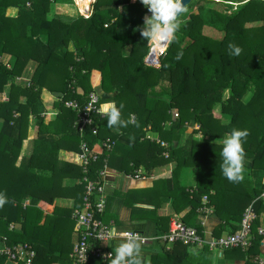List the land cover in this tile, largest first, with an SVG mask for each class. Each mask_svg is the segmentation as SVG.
Returning a JSON list of instances; mask_svg holds the SVG:
<instances>
[{"label":"trees","instance_id":"trees-1","mask_svg":"<svg viewBox=\"0 0 264 264\" xmlns=\"http://www.w3.org/2000/svg\"><path fill=\"white\" fill-rule=\"evenodd\" d=\"M150 15L140 0H95L88 18L80 15L72 0H0V93L8 87L7 100L0 103V193L9 201L0 207V236L9 247L32 242L33 264L67 260L70 264L75 242L73 211L55 208L45 215L40 202H48L44 199L47 190L64 187V179L96 181L104 159L123 174L176 163L171 173L154 178L151 188L123 196L131 221L151 220L163 233L170 222L156 216L163 197L172 199L175 214L190 208L181 222L201 235L197 210L203 204L212 208L221 221L216 237L224 226L229 227L228 234L237 231L245 209L252 205L255 237L244 254L247 264H254L263 240L257 231H264V202L256 200L264 179V1L251 0L233 11L224 3L193 0L179 19L180 28L167 44L159 68L144 64L150 41L141 31ZM210 30L220 37L209 35ZM229 44L239 47L240 54L233 55ZM4 54L11 56L10 68L1 61ZM30 61L37 67L29 81H22ZM71 80L76 81L77 93L69 89ZM99 87L113 94L101 103L124 105L121 118L127 126L109 128L107 117L95 116L97 132L85 128L81 137L73 127L77 114L64 104L74 100L83 106ZM47 100L53 102L56 117L45 123ZM31 117L36 120L38 137L27 156ZM188 125L192 132L187 147L168 148L164 157L165 149L157 141L181 140ZM233 129L248 132L238 182L229 181L221 170L222 142ZM107 138L115 141L111 151L98 146ZM82 140L96 156L86 176L81 167L58 160L59 150L79 152ZM185 168L196 170L192 191L178 181ZM71 187L73 208L83 212L85 183ZM28 197L37 198V203L23 207ZM134 204L154 208L140 209ZM12 223L20 224L19 232L8 231ZM133 228L143 232L145 227ZM149 251L150 247H142L143 253ZM149 259V264H158L160 257L150 254ZM4 261L0 258V264ZM88 264L106 263L92 257Z\"/></svg>","mask_w":264,"mask_h":264},{"label":"built area","instance_id":"built-area-1","mask_svg":"<svg viewBox=\"0 0 264 264\" xmlns=\"http://www.w3.org/2000/svg\"><path fill=\"white\" fill-rule=\"evenodd\" d=\"M209 1L230 5L234 11L238 5L245 4L251 0ZM94 2L95 0H91L90 4L93 5ZM79 13L84 18H88L91 14L90 12L87 16L80 10ZM167 44L168 43H165L162 47L155 49L154 57L156 63L148 64L146 59L149 55H147L144 64L149 67L159 68V60L165 56ZM151 47L152 45L149 44L148 54H150ZM69 89L72 93L78 92L75 80H71ZM101 100L103 99L96 89L89 94L88 100L83 106H80V104L74 100L65 102V107L71 109L77 114V119L73 127L81 137L85 128L90 127L93 133L97 132L98 127L93 124V117L98 116L100 119L107 117L105 108L103 107L104 104L101 103ZM175 117H177V115H175ZM157 143L165 149L163 156L168 157V143L162 141H157ZM99 145L100 148L105 151H111L115 145V141L107 138L100 140ZM76 156L80 160V167L83 175L86 176L88 173V166L91 162L96 160V156L90 151L89 146L84 140L81 141L79 152ZM140 174L141 171L137 170L134 177L138 178ZM112 178L113 174L108 165L107 159H104L103 167L98 171L96 181H90L84 177L85 190L82 200V208L84 211L81 212L80 210H77L73 213V219L75 221L73 231L77 234V240L74 243L70 254V264H88L89 259L92 257L98 258L106 264H110V253L113 251V256L115 255V248L118 245L116 240L113 239L110 234L113 227L111 224L102 220V216L106 210L107 191L113 187ZM202 200L203 203H206V197H203ZM256 200L264 202V185L262 186L260 195ZM197 212L198 214H211L213 213V210L203 204ZM254 219L255 214L252 205H250L243 213L239 229L234 233L225 234L218 238L208 239L203 234L201 235L196 228L187 226L178 220H171L167 233L158 234L152 238H148L143 233L135 230L116 231V239H127L128 235L134 234L138 242H141L142 247L149 244L160 243L164 245L167 250L175 244H181L187 248L193 249H203L206 247L210 251L240 249L243 252H247L251 248L255 237L252 231ZM257 235L262 236L264 239L263 230L259 229ZM35 256L36 253L30 243H20L12 247L0 249V258H4L5 262L8 264H33ZM254 261L257 264H263V262L258 259H255Z\"/></svg>","mask_w":264,"mask_h":264},{"label":"crops","instance_id":"crops-1","mask_svg":"<svg viewBox=\"0 0 264 264\" xmlns=\"http://www.w3.org/2000/svg\"><path fill=\"white\" fill-rule=\"evenodd\" d=\"M50 17L51 15H49V18ZM1 61L8 68L11 67L12 59L10 55L4 54L1 57ZM36 67H37V63H35L34 61H30L27 64L26 68L24 69L20 80L29 81ZM98 92L101 94V97L104 100H108L111 97H113V94H105L102 91L101 93L100 89ZM54 96L61 97V94L55 93ZM7 97H8V87L5 88L3 93H0V103L6 101ZM106 103H110V102L109 101L103 102L104 105ZM44 106L46 109L45 116H44L45 123H48L55 119L56 112L52 108L53 102L51 100L45 101ZM1 126H2V120L0 119V128ZM169 126H170V123L167 122L165 124V127L168 128ZM113 132L116 135L120 133L119 131H116V130H114ZM191 132H192V126L188 125L186 127L185 132L183 133L181 137V140L168 143L169 148H172L173 150H175L180 147L182 148L187 147L191 139ZM37 137H38V130H37V125H36V120L31 117L29 119V126H28V138H27L28 141H27V152H26L27 156L30 154L32 142L35 139H37ZM198 139L200 138L198 137ZM98 146L100 147L99 143H98ZM77 153L78 152H67L65 150H59L58 160L80 167V160L76 156ZM175 168H176V163L170 162L169 164L156 167L149 172L142 171L141 169H137L141 171V174L139 175L138 178L134 177L135 176L134 174L137 170H135L133 173H130V174H123L117 170L110 168L113 174V178H112L113 187L107 191V195H108L107 209H106V212H105L106 214H105L103 221L111 224L112 227L116 229V231L134 230L133 228L134 225L136 226L138 224H143L145 228L144 230H142L143 232L141 233H143L148 238H152L158 234H163V231L158 230L155 226V223L151 220L141 219L139 221L138 220L131 221L130 210L127 208L126 202L123 196L125 193L131 190L142 191V190L151 188L153 185L154 178L171 173ZM178 181L181 186L185 187L189 191H192L194 189L195 181H196V170L194 168L183 169L179 175ZM81 182H84V178L83 179L67 178L63 180L64 187H55V188L52 187L50 190H47V193H45L44 195V199L48 202H45V201L40 202V205L45 206L44 214L51 215L55 208L71 209L73 211L72 212V218H73V213L77 211L78 209L73 208L74 200L71 197V195L74 194V191H72L73 187L71 186L75 184H80ZM53 195L56 196L54 199H52ZM51 199H52V202H49V200ZM35 203H37V198L28 197L27 199L24 200L23 207L34 205ZM171 203H172L171 198L163 197L161 199V206L156 211L157 213L156 216L157 217H167L170 222L171 220L181 221V218L186 213H188L190 208H186L181 214L178 215L173 212L171 208ZM134 207L140 208V209H149V210H152L154 208L153 206H149L147 204H134ZM197 221L198 223H200L202 227L203 235L206 238L208 239L218 238L215 236V229L221 223V221L218 219V217L214 213L198 214ZM170 222H169V225H170ZM19 230H20L19 223H12L9 225L8 231L19 232ZM167 232H164V233H167ZM228 232H229V227L224 226V231L222 232L220 236L228 234ZM74 236H75V242H76L77 234L75 233ZM30 243L32 244V242ZM5 247H9V246H7L6 240L2 239L0 236V249L5 248ZM143 247L144 248L150 247V251L148 253L145 252L146 253L145 254L142 252L143 259L146 262V264H149L150 254L159 255L160 259H159L158 264H247L248 263V257L244 254L243 251H242L243 253L234 251V250L210 251L206 247H204L203 249H193V248H183V247H174V246H171L170 249L167 250L165 249L164 245L160 243L149 244ZM70 254H69V258H70ZM255 259L260 260L264 264V239L261 241L258 255L255 256V258L253 259V263L257 264L254 261ZM2 264H8V263L4 261ZM63 264H69V260H67Z\"/></svg>","mask_w":264,"mask_h":264},{"label":"clouds","instance_id":"clouds-1","mask_svg":"<svg viewBox=\"0 0 264 264\" xmlns=\"http://www.w3.org/2000/svg\"><path fill=\"white\" fill-rule=\"evenodd\" d=\"M140 2L151 13L150 17H145V25L141 31L143 38L160 45L173 41L180 28L179 17L186 11L183 0H140ZM229 49L233 55H239L241 52L239 47L232 44H229ZM179 58L178 56L177 59ZM103 107L107 114L109 128L127 126L121 118L123 104L118 108L113 101L106 103ZM247 136V130L233 129L223 139L221 170L229 181L238 182L242 179L240 173L245 158L243 143ZM6 203H9L7 197L0 193V207ZM110 234L118 245L115 248V255L113 256V251L110 253V264H146L141 242H138L134 234L128 235L127 239H116L115 228L111 229Z\"/></svg>","mask_w":264,"mask_h":264},{"label":"rangeland","instance_id":"rangeland-1","mask_svg":"<svg viewBox=\"0 0 264 264\" xmlns=\"http://www.w3.org/2000/svg\"><path fill=\"white\" fill-rule=\"evenodd\" d=\"M73 1V3H74V5L76 4V5H78V6H76L77 8H78V11L80 10L82 13H84L85 15H89L90 14V12H91V10H92V7H93V5H91L90 3H91V0H72ZM195 1V0H194ZM207 1H209V0H207ZM192 2H193V0H192ZM82 3V4H81ZM141 5L144 7V8H146L142 3H141ZM208 34L209 35H211L212 37H214V38H219L220 37V34H218V33H215L213 30H210V31H208ZM149 44H151V41L149 42ZM148 44V45H149ZM154 46H152V48H151V51H150V56L147 58V60H146V62L148 63V64H153V63H156V61H155V57H154ZM153 55V56H152ZM156 68V67H155ZM99 89H100V87L99 88H97V91H99ZM157 89H159V88H157ZM100 92H101V90H100ZM102 93V92H101ZM106 94V93H105ZM101 95V94H100ZM264 185V179L261 181V183H260V186L262 187Z\"/></svg>","mask_w":264,"mask_h":264},{"label":"water","instance_id":"water-1","mask_svg":"<svg viewBox=\"0 0 264 264\" xmlns=\"http://www.w3.org/2000/svg\"><path fill=\"white\" fill-rule=\"evenodd\" d=\"M183 3L185 4L186 9H187V7L192 3V0H183ZM182 15L179 17V19L182 17Z\"/></svg>","mask_w":264,"mask_h":264},{"label":"bare ground","instance_id":"bare-ground-1","mask_svg":"<svg viewBox=\"0 0 264 264\" xmlns=\"http://www.w3.org/2000/svg\"><path fill=\"white\" fill-rule=\"evenodd\" d=\"M76 1V0H75ZM82 4V3H81Z\"/></svg>","mask_w":264,"mask_h":264}]
</instances>
